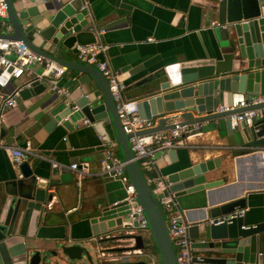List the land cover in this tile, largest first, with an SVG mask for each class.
Instances as JSON below:
<instances>
[{"label":"water","instance_id":"1","mask_svg":"<svg viewBox=\"0 0 264 264\" xmlns=\"http://www.w3.org/2000/svg\"><path fill=\"white\" fill-rule=\"evenodd\" d=\"M3 1L6 16L0 19V39L21 42L58 66L86 76L93 84L88 102L82 107L73 105L54 91L48 101L50 115L70 131L78 121L86 120L103 142L111 143L112 134L115 141L112 144L121 152L124 171L136 193V203L129 204L124 197L98 208L85 219L90 235L97 238L98 243L111 240L126 244L104 249L105 254L113 256L110 264H147L140 258L148 256V241L157 250L161 264H176L166 223L156 202L160 196L154 198L153 186L146 183L139 165L133 160L106 79L93 66L80 61L69 62L59 56L63 41L88 26L91 11L85 0L58 2L54 13L36 25L17 17L12 0ZM207 1L209 11L216 16L211 41L202 46L201 53L160 67L131 86V89L145 87L135 95L140 98L138 113L147 120L158 117L157 126L149 133L220 119L224 120L227 133L239 135L247 148H264V114L262 118L254 119L251 126L240 123L232 128L229 120L230 115L264 107V104L246 107L253 97L264 96V0ZM6 26L11 28V35L6 34ZM94 28L98 30L95 25ZM35 38L41 39L43 44L49 43L57 52L54 55L47 53L43 44L36 46L33 43ZM75 45L71 49L74 53ZM128 71V67L121 71L120 80H124ZM45 89L46 84L33 77L16 90L24 99L39 95ZM218 106L232 110L219 113L216 111ZM194 113L198 117H194ZM176 151L157 153L156 162L166 156L174 160ZM219 162V158L210 159L168 174L164 194L170 193L176 201L183 197L189 204L193 195L218 186V181H209L207 176ZM17 167L21 178L0 186V249L7 250L19 243L24 247L20 258L10 264H47L50 257H57L58 251L71 262L94 264L87 247L81 244L71 245L62 240L54 250L45 245L30 244L34 239L33 230L50 220L53 196L47 193V182L38 180L25 160ZM208 201L204 207V220L190 224L187 229L193 248L207 255L203 260L208 264H263L257 245L264 246V221L246 227L242 218H232L215 225L217 219L228 218L244 209L245 199L224 201V198L211 197ZM136 204L147 219L149 238L137 233L136 223L129 217ZM109 234L112 235L101 238ZM104 263L102 260L99 264Z\"/></svg>","mask_w":264,"mask_h":264},{"label":"crops","instance_id":"2","mask_svg":"<svg viewBox=\"0 0 264 264\" xmlns=\"http://www.w3.org/2000/svg\"><path fill=\"white\" fill-rule=\"evenodd\" d=\"M12 1L17 17L30 25H36L46 21L54 13L58 2L65 3L69 0ZM85 2L92 16L88 18V26L63 41L59 56L69 62H78L76 54L71 50L75 44L98 42L104 45V55L99 54L98 59H106L112 69L119 73V77L122 76L121 71L128 67L129 71L121 81L126 87L125 97L135 101L140 99L135 98V95L145 87L131 89V86L160 67L201 53L202 46H207L211 41V29L216 21V16L209 11L207 0ZM94 25L98 30H95ZM99 30L104 33L99 34ZM6 34L11 35L12 32ZM33 43L36 46L43 44L39 38H35ZM43 45L47 53L54 55L57 52L49 43ZM33 77L46 84L45 91L24 99L18 96L15 106L6 108L7 96ZM51 80L54 79L43 75L42 66L35 65L29 67L19 79L12 80L7 88L0 89V143L7 147L31 149L37 156H29L25 162L31 166L38 180L47 182V193L53 196L50 202V220L33 230L34 239L30 244L45 245L53 250L62 240L71 245L81 244L87 247L93 263L99 264L95 262L96 258L97 261L100 259L99 248L123 247L126 244L111 240L98 243L97 238L90 235L85 219L98 208L122 200L125 197L124 188L119 181L98 175L84 176L79 181L77 174L69 169L72 164H78L83 171L98 173L105 142L86 120L78 121L70 131L50 115L51 106L48 101L54 94ZM55 81L59 91L56 94L60 97L77 107L88 102L93 84L86 76L64 68L62 75ZM194 117L198 115L194 113ZM153 120L157 122L158 117ZM200 125V132L188 139V144L196 146L195 148L178 149L174 160L171 161L166 156L156 162L159 172L166 177L190 164L220 159L218 167L207 176L209 181L219 182L217 187L193 195L189 204L183 197L177 199L183 221L189 225L203 221L204 207L211 197L224 198V201L229 198H244L245 208L236 212L243 211L242 219L246 227L264 221V154L254 153L255 149L261 148L249 149L239 135L228 134L224 120L208 121ZM110 136L111 143L114 144L112 134ZM113 150L121 161L119 147L115 145ZM54 163L59 166L53 167ZM17 166L10 154L0 149V186L21 178ZM141 171L146 183L152 186L149 174ZM164 220L166 223L165 214ZM143 233L144 238H149L146 232ZM110 235L112 234L101 238ZM86 241L88 243L83 244ZM148 243L152 248L151 242ZM172 247L176 259V249L173 244ZM152 250L154 252L147 254L146 263L161 264L157 250ZM23 252L22 243L7 250L0 249V264L12 263ZM257 252L264 264V246L257 245ZM57 254L56 258L50 257L47 264H87L85 261L71 262L59 251ZM193 254L203 259L207 256L196 248L193 249ZM104 262L112 263L108 259Z\"/></svg>","mask_w":264,"mask_h":264},{"label":"built area","instance_id":"3","mask_svg":"<svg viewBox=\"0 0 264 264\" xmlns=\"http://www.w3.org/2000/svg\"><path fill=\"white\" fill-rule=\"evenodd\" d=\"M5 16L6 5L3 0H0V19L5 18ZM5 28L6 32L11 31L10 27L6 26ZM221 28L224 29L225 27L221 26ZM98 33L103 34L104 31L99 30ZM105 49L106 47L100 43L75 45V54L78 61L95 67L108 83L117 117L124 134L127 136L128 145L133 154V160L137 162L141 170L149 174L150 182L153 186V193L155 196H160L157 200L166 217L169 239L176 249V264H208L203 258L194 256L193 241L189 238L187 231L189 224L183 221L181 211L174 196L170 193L167 195L164 194L167 191L166 178L159 172L155 158L157 153L195 148L196 146L188 144V139L200 132L201 125L193 124L181 128L175 127L174 130L170 131L149 133L148 131L157 126V122L153 119L147 120L140 117L137 101L125 97L126 87L120 80L118 72L112 69L107 60H98V55L104 53ZM35 65L42 66L44 76L54 79L50 83L52 89L58 93L55 79L62 75L64 68H60L54 62L32 52L21 42L0 39V89L7 88L12 80L19 79L29 67ZM17 98L18 91L13 90L7 96L5 107L13 108ZM263 104L264 96H255L248 102L246 107ZM230 110L232 109L220 106L216 111L222 113ZM263 114L264 107L233 114L229 116L230 125L232 128L240 123L251 126L253 120L262 118ZM103 146V159L100 162V170L98 173L91 174L83 171L79 169L78 164H72L69 169L77 174L79 181L84 176L95 175L108 180L119 181L124 188V200L129 204L136 203V193L124 171V163L117 159L112 143H105ZM0 149L8 152L16 165H19L29 156H37L29 148L7 147L0 143ZM254 153L264 154V148L255 149ZM57 166L59 165L56 163L53 164V167ZM129 217L131 222L136 223L138 230L146 232L149 236L147 219L139 205L136 204L131 209ZM242 217L243 211H238L228 218L217 219L215 225L222 224L232 218ZM98 252L100 260L105 261L108 259L109 262L113 261V256L105 254L103 248H99Z\"/></svg>","mask_w":264,"mask_h":264},{"label":"rangeland","instance_id":"4","mask_svg":"<svg viewBox=\"0 0 264 264\" xmlns=\"http://www.w3.org/2000/svg\"><path fill=\"white\" fill-rule=\"evenodd\" d=\"M152 194H153V196H154V198L156 199V196L154 195V193H153V191H152ZM156 202H157V204H158V207H159V209L161 210V212H162V214H163V217H164V213H163V210H162V208L160 207V204L158 203V200L156 199ZM141 236L142 235H144V233L143 232H140V231H137ZM152 249H155V247L152 245V248L151 247H147L146 248V250H147V253L149 254V253H151V252H154ZM96 258V255H94V259ZM140 259H143V260H145L146 262L148 261L147 260V257H142V258H140ZM101 261L102 260H100L99 259V261H97V258L95 259V262L96 263H101Z\"/></svg>","mask_w":264,"mask_h":264}]
</instances>
